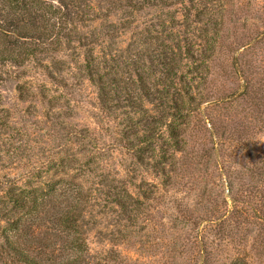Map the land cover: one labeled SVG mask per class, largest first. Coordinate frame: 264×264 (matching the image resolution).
Listing matches in <instances>:
<instances>
[{"label": "rangeland", "instance_id": "obj_1", "mask_svg": "<svg viewBox=\"0 0 264 264\" xmlns=\"http://www.w3.org/2000/svg\"><path fill=\"white\" fill-rule=\"evenodd\" d=\"M157 1L132 7L136 0H92L101 19L68 40L55 60L42 61L52 75L36 62L20 69L0 65V182L18 192L40 193L65 180L56 193L70 196L84 186L91 191L84 228L92 254L118 249L129 264L171 263L168 258L183 243L175 205L200 212L218 209L220 204L211 205L207 196H221L224 189L218 168L204 165L202 158L193 160L187 171L179 169L180 162L169 156L174 147L168 138L157 143L155 153L147 148L142 164L122 148L131 134L125 126L130 110L124 106L141 107L142 98H153L149 90L159 79L161 52L181 21L176 13L180 7ZM219 6L229 45L224 52L236 58L232 67L226 61L228 72L242 66L262 78L264 0H220ZM91 40L96 43L90 46ZM234 42L241 45L231 50ZM86 61L95 66L90 72ZM226 77L218 85L223 82L229 90L233 86ZM100 78L109 89L106 103ZM250 105L238 102L228 113L249 111ZM253 132L249 146L262 152L264 131L255 127ZM191 134L192 147L198 148L194 140L203 133ZM126 190L134 196L130 213L115 203Z\"/></svg>", "mask_w": 264, "mask_h": 264}, {"label": "trees", "instance_id": "obj_2", "mask_svg": "<svg viewBox=\"0 0 264 264\" xmlns=\"http://www.w3.org/2000/svg\"><path fill=\"white\" fill-rule=\"evenodd\" d=\"M143 1L148 0H136L132 7H142ZM158 1L180 7L176 13L181 21H176L172 43L161 52L159 79L149 90L153 98H142L141 107L124 106L130 110L125 126L131 134L122 148L142 164L147 148L155 153L157 143L168 138L174 147L169 156L180 162L179 169L187 171L193 160L202 158L204 165L218 168L224 186L221 196H207L211 205L220 204L218 209L200 212L175 205L183 243L168 264H264V150L249 146L255 127L264 131V76L242 66L228 72L226 61L232 67L236 58L224 52L229 45L220 0ZM91 3L0 0V65L20 69L36 62L52 75L42 61L55 60L68 40L101 19ZM239 45L231 43L230 49ZM86 63L90 72L95 66ZM226 75L233 86L229 90L223 82L218 85ZM102 80L98 87L106 103L109 89ZM238 102L251 104L249 111L229 114ZM143 103L151 108H143ZM193 131L203 133L196 134L198 148L191 144ZM170 172L179 177L176 169ZM63 182H52L49 192L40 193L18 192L0 182V264H129L118 249L92 254L84 228L91 191L79 186L73 196L56 193ZM133 200L126 190L115 203L130 213Z\"/></svg>", "mask_w": 264, "mask_h": 264}]
</instances>
